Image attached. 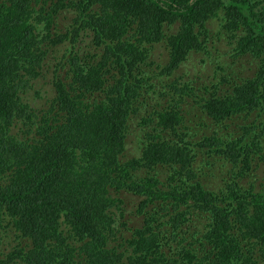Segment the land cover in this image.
I'll use <instances>...</instances> for the list:
<instances>
[{
    "label": "trees",
    "instance_id": "16d2710c",
    "mask_svg": "<svg viewBox=\"0 0 264 264\" xmlns=\"http://www.w3.org/2000/svg\"><path fill=\"white\" fill-rule=\"evenodd\" d=\"M86 28L99 60L75 50ZM223 31L235 44L214 59L250 56L253 77L192 93L184 75L162 79ZM64 41L37 111L25 91ZM163 43L167 63L153 64ZM260 165L264 0H0V264H264ZM124 192L139 199L128 217L114 210Z\"/></svg>",
    "mask_w": 264,
    "mask_h": 264
},
{
    "label": "rangeland",
    "instance_id": "374dc122",
    "mask_svg": "<svg viewBox=\"0 0 264 264\" xmlns=\"http://www.w3.org/2000/svg\"><path fill=\"white\" fill-rule=\"evenodd\" d=\"M72 17L73 15L71 13L70 14L63 13L57 18L56 23H57L58 28L56 32L58 34L65 33V28L70 23ZM174 27L177 28L176 26ZM175 31L176 30H174L173 32ZM85 39L89 40L88 38H85ZM88 45L89 44L87 41L85 42L80 41V43L77 44V48L75 47V50H78L81 53H85L87 51L86 48L88 47ZM233 45H234V42L228 38L225 31H223L222 33V39H219L217 37L210 35L208 39V43H207V50L205 52L207 56L204 59H200L199 55L194 53V54H191L188 57L187 61L183 63V64H186L183 68L186 72L194 76L196 75L195 77L186 79L187 82L192 83L190 86L192 88H199L204 82H206L208 87L211 88L212 85L218 84V80L221 77H227V81H229L230 85L233 86L232 84L239 81L240 78H242L243 80L248 77H253L254 72L256 70L257 62L250 56L248 59L246 58L243 59L242 63L240 64H227L228 66L226 67V71L223 68H217L216 69L217 75L212 69L209 68L207 64L204 63L205 60H208L210 64H213L214 57L223 56L222 54L228 48V46H233ZM70 46L71 45L68 41H64L63 44L56 45V46L53 45L49 49H47L49 54L44 59L45 61L43 63L41 75L38 78L33 79L31 88L25 91L27 92V94H24V98H25L24 101L30 104L35 110L40 111L43 108H45L44 107L45 104H48L49 100L51 99V95L54 93L52 92L54 91V89H53V85L51 84V81H53L52 77L54 76V67H56L57 64L66 63V56L69 53L68 48H70ZM165 46H166L165 43H163V44H158L154 47V52L150 58V61H152L153 64L164 65L167 63V62H164L163 60L164 54L166 55ZM92 51L93 49H91V52ZM98 51L100 52L101 48H98ZM159 71L160 70L156 69V72H159ZM175 76L177 75H174L173 77ZM231 86L227 87L228 91L230 90ZM80 90L84 91L83 88ZM36 92H40V95H41L40 98L36 96ZM166 102L167 104L171 102L170 103L171 105L169 107L171 106L177 107L176 101H173L171 98H166ZM253 123H254V117H249L246 121H244L243 124H253ZM201 128L193 129L191 132L196 133L197 138H198L199 134H201V130H200ZM249 128H252V127L242 129V120L238 122V133H241V136L246 131H248ZM17 129L18 127L16 126L12 127L13 132H16ZM211 131H213V128H210V132ZM253 136L254 135L250 136L251 139ZM223 173H224V168H221L218 166L214 167L212 170L213 175L223 174ZM256 174L260 182V187H257V188L262 189L264 187V181H263L264 180V165L262 166L260 165ZM199 180L204 182L209 188L214 189V190H218L217 188L219 185L220 187L222 186V184L219 181V178H213V180H211L210 182L205 180L204 178H199ZM108 192L110 196L112 195L114 199H117L115 193L113 192L111 188L110 190L108 189ZM119 199H121L123 203L122 208L116 207V205H119V203L116 202V204L114 205V210H116L118 214H120L122 210V216L124 217H128L129 212L134 211L139 203V199L137 197L127 192L122 193L119 196ZM140 218L141 216L138 219L142 222ZM116 237L118 236L116 235ZM128 238H130L129 231H126V234H124V236L121 239L118 237L119 243H124V241H126V239ZM111 242H114V240L107 241L105 242L104 245H106V243L110 245Z\"/></svg>",
    "mask_w": 264,
    "mask_h": 264
},
{
    "label": "clouds",
    "instance_id": "9594fccd",
    "mask_svg": "<svg viewBox=\"0 0 264 264\" xmlns=\"http://www.w3.org/2000/svg\"><path fill=\"white\" fill-rule=\"evenodd\" d=\"M86 30H87L86 34L89 36V37H85V38L89 39V40L85 39V41H87L89 44L86 49L88 50L89 53H91V49H93L92 53H95L97 55V59L99 60V56L102 53V48L96 46V36L92 32H90L87 28H86ZM98 48H101L100 52L98 51ZM110 53H112V51H110L109 54ZM192 54H194V53H192ZM195 54H198L200 59H204L207 56L206 53H195ZM245 58L248 59L249 56H244V59ZM204 63L207 64L209 66V68L212 69L216 73V75H217V72H216L217 68H223L226 71V67L228 66L227 64H229L227 60H216V59H214L213 64H210L208 60H205ZM185 65L186 64H183L182 67L171 76L163 74L162 79L163 78L173 79V78H176V76L173 77L174 75H179V74L184 75L186 78L195 77L196 75L195 76L191 75L183 69ZM221 79H222V77L218 80V83L220 82ZM205 87H208L206 82H204L199 88H192L191 87L190 92L192 93L195 90L202 89ZM227 87H226V89H227ZM164 91H167V90L164 89ZM166 94H167V98H171L173 101H176L174 95L171 92L167 91ZM87 101H89V99H87Z\"/></svg>",
    "mask_w": 264,
    "mask_h": 264
}]
</instances>
